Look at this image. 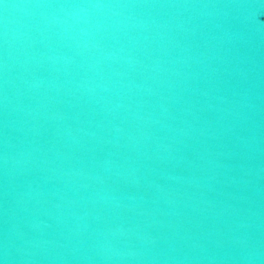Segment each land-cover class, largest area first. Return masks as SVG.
Instances as JSON below:
<instances>
[{
  "label": "water",
  "instance_id": "obj_1",
  "mask_svg": "<svg viewBox=\"0 0 264 264\" xmlns=\"http://www.w3.org/2000/svg\"><path fill=\"white\" fill-rule=\"evenodd\" d=\"M0 264H264V0H0Z\"/></svg>",
  "mask_w": 264,
  "mask_h": 264
}]
</instances>
